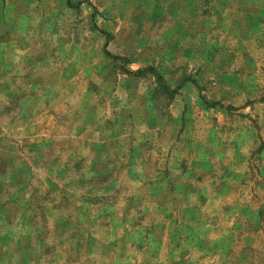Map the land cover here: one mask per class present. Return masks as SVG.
I'll return each mask as SVG.
<instances>
[{
    "label": "rangeland",
    "instance_id": "rangeland-1",
    "mask_svg": "<svg viewBox=\"0 0 264 264\" xmlns=\"http://www.w3.org/2000/svg\"><path fill=\"white\" fill-rule=\"evenodd\" d=\"M0 264H264V0H0Z\"/></svg>",
    "mask_w": 264,
    "mask_h": 264
},
{
    "label": "trees",
    "instance_id": "trees-1",
    "mask_svg": "<svg viewBox=\"0 0 264 264\" xmlns=\"http://www.w3.org/2000/svg\"><path fill=\"white\" fill-rule=\"evenodd\" d=\"M151 71H154L153 69L151 70ZM131 73V72H130ZM142 71H138V72H135V73H131V74H133V75H135V76H139V75H142Z\"/></svg>",
    "mask_w": 264,
    "mask_h": 264
}]
</instances>
